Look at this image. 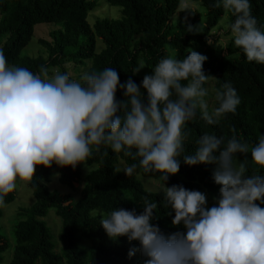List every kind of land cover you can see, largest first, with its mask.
<instances>
[{
  "label": "clouds",
  "instance_id": "clouds-1",
  "mask_svg": "<svg viewBox=\"0 0 264 264\" xmlns=\"http://www.w3.org/2000/svg\"><path fill=\"white\" fill-rule=\"evenodd\" d=\"M215 6L223 8L225 19L229 13L235 17L227 25L235 47L249 62L264 64V30L249 0H217ZM179 7L187 11L185 0ZM200 28L201 23L187 24L191 33ZM207 59L194 50L183 59L168 53L138 85L131 78L121 83L116 68L85 72L79 79L58 69L50 75L44 66L34 73L9 65L0 49V208L7 207L9 194L32 185L39 166L83 164L88 171L93 153L103 148L107 155L111 149L117 158L122 153L138 162L124 167L128 177L139 167L163 182V199L145 197L139 214L122 207L100 213V226L111 240L139 243L129 258L139 252L143 264H264V176L248 174L250 166L264 169V135L249 145L236 135L226 139L205 132L194 153L184 154L186 125L198 111L207 124L216 125L240 103L225 83L214 90L217 106L209 110L204 85L213 76L204 71ZM181 158L189 166L215 165L212 179L220 188L211 207L205 193L167 185L179 173ZM158 204L170 209L167 215L174 212L172 225H182V231L164 233L153 223Z\"/></svg>",
  "mask_w": 264,
  "mask_h": 264
},
{
  "label": "trees",
  "instance_id": "trees-1",
  "mask_svg": "<svg viewBox=\"0 0 264 264\" xmlns=\"http://www.w3.org/2000/svg\"><path fill=\"white\" fill-rule=\"evenodd\" d=\"M106 1L121 5V15L98 18L90 24L87 12L95 5V0H0V49L9 65L25 67L34 73L39 72L41 66L56 67L65 73V58L70 57L76 63L85 64L89 60L86 72L116 68L121 83L131 78L140 85L146 74H152L141 73L142 64L153 68L169 53V49L174 51L175 58H185L191 51V44L201 45V41H207V34L224 12L222 7L215 6L217 0H197L206 9L205 17L201 21L200 32L191 33L187 24L196 26L200 23L195 8L184 9L181 18L176 21L171 19L180 8V0ZM249 2L257 26L264 30V0ZM229 18V23L235 19L231 13ZM42 21L60 23L59 27L50 31L52 40L38 39L47 48V55L22 53L21 49L30 40L34 25ZM96 37L103 42L97 50ZM206 57L208 59L203 68L206 74L213 76L210 79L213 78L214 90H222L223 84L230 83L240 103L234 113L227 114L216 125L207 124L198 111L196 118L186 125L185 130L190 135L185 143V155L194 153L196 141L205 132L226 139L236 135L241 142L249 145L255 144L258 137L264 135V64L249 62L243 51L235 47L232 37L220 47L218 54ZM124 99L123 90L118 89L117 100ZM215 106L214 100L213 108ZM104 151L102 148L101 154L93 153L88 159L87 164L96 165L84 174L81 188L79 184L83 174L79 165L75 169L60 168L55 164L51 168H37L36 177L29 186L34 201L21 208L13 224L14 242L8 264H143L139 252L132 258L128 256L129 250L138 248L139 243H130L126 237L111 240L100 226V213L107 214L122 207L135 209L139 214L143 211L141 206L145 197L152 202H160L163 199L162 189L145 187L136 173L155 179L158 177L144 173L139 167L128 177L123 172L124 167L117 165L119 158L129 165L138 162L124 157L122 153L117 158L111 149L106 150L107 155L103 154ZM237 158L242 161L245 157L240 154ZM247 158L251 160L250 153ZM117 168L121 171L116 172ZM214 168L215 165L205 164L189 166L181 158L179 173L170 176L167 185H183L186 189L198 191L205 189L211 197H218L220 186L212 179ZM54 170L60 174V182L79 190L77 199L71 192L48 187L47 181ZM258 173L263 176L264 169L249 167V175ZM15 196L16 191L9 194L5 202ZM214 203L210 202L208 206ZM49 206L55 207V213L61 220L59 250L55 248L49 225L42 218ZM169 211L158 204L155 210L158 219H154L153 223L158 224L164 233L182 231V225H172L174 212L169 216ZM9 243L0 226V263Z\"/></svg>",
  "mask_w": 264,
  "mask_h": 264
},
{
  "label": "rangeland",
  "instance_id": "rangeland-1",
  "mask_svg": "<svg viewBox=\"0 0 264 264\" xmlns=\"http://www.w3.org/2000/svg\"><path fill=\"white\" fill-rule=\"evenodd\" d=\"M95 5L88 10L87 12V20L90 24H92L96 19L103 18V17H117L121 15V5L118 4H111L107 2L106 0H95ZM185 3L188 7L195 8L200 17V23L204 20L205 17V7L200 4L197 0H185ZM182 8H179L172 16L171 19L173 21L178 20L181 18V15L183 14ZM230 22L229 14L227 15V18L225 19V13L223 12L222 16L219 18L217 24L211 29L210 33L207 34V41H201V45L197 43H193L190 46L191 50L197 51L202 55H208V54H218V51L220 47L223 44H226L229 41V38L232 37L230 30H228L227 25ZM199 23V24H200ZM198 24V25H199ZM60 26V23L54 22V21H42L38 22L34 25V30L31 35L30 40L22 47L21 52L27 53L30 55H36V54H43L47 55V48L42 45L39 42V38H47L49 40L51 39L50 31L53 28H57ZM263 29H264V22H263ZM233 38V37H232ZM208 41H211L212 44H209ZM103 46V42L99 37H96V47L95 49H100ZM169 53H172L174 55V51L172 49H169ZM65 67H66V73H70L71 77L73 79H79L87 70L89 60H86V63H76L71 59L70 57L65 58ZM144 67L141 69V73H151L152 67L144 66L143 64L141 67ZM154 68V67H153ZM49 72L51 75V72L53 69H57L56 67H49ZM206 88L209 89V96L206 97V100L209 103V110L213 108L214 105V87H213V78L210 79L206 85ZM96 163L93 164H87L88 170L92 167H94ZM117 165L119 167H125L129 164H127L122 158H119ZM82 168V179L80 180V188L84 185L85 177L84 174L86 173L87 169L83 164L79 165ZM58 173L57 171H52L50 174V178L47 181L48 187L50 189H57L62 192H71L74 199H77L80 195L79 190H73L71 187H69L67 184L62 183L59 181V178L55 175ZM136 173V172H135ZM136 176L142 181L143 185L147 188L152 189H162L163 183L155 179L154 177L150 175H143L140 172L136 173ZM264 176V173H263ZM207 195L208 204L210 202H215L214 198L217 196L211 197L207 190L201 189L199 190ZM34 201V196L32 194V190L30 187L27 188H19L16 191V196L13 200H10L8 202H5L7 207L1 208L2 214L0 216V226L3 232L6 234L9 240V246L8 249L4 252V259L0 264H8L12 248H13V242H14V236L12 232L13 224L15 220L17 219V216L19 215L21 208L24 206L30 205ZM259 203V202H257ZM261 207H264V204L260 205ZM101 211V210H100ZM102 212V211H101ZM105 213V212H103ZM106 214V213H105ZM43 219L47 222V224L50 227V231L52 234V240L55 244V248L57 250L60 249L61 246V239H60V225L61 220L58 215L55 213V207L49 206L48 210L45 215L42 216Z\"/></svg>",
  "mask_w": 264,
  "mask_h": 264
}]
</instances>
